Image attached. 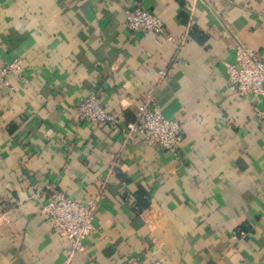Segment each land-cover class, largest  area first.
Masks as SVG:
<instances>
[{
  "label": "crops",
  "instance_id": "0c3cea01",
  "mask_svg": "<svg viewBox=\"0 0 264 264\" xmlns=\"http://www.w3.org/2000/svg\"><path fill=\"white\" fill-rule=\"evenodd\" d=\"M133 5L170 39L129 32ZM238 45L264 61V0H0V66L20 65L0 89V264H64L33 194L87 200L115 161L70 264H264V95L229 84ZM90 94L118 126L78 120ZM149 94L181 123L175 152L122 147Z\"/></svg>",
  "mask_w": 264,
  "mask_h": 264
},
{
  "label": "built area",
  "instance_id": "2783aa9c",
  "mask_svg": "<svg viewBox=\"0 0 264 264\" xmlns=\"http://www.w3.org/2000/svg\"><path fill=\"white\" fill-rule=\"evenodd\" d=\"M194 1L208 3L209 0ZM125 28L131 33L167 36L162 20L139 5L131 6L126 12ZM169 39L166 37V40ZM186 39V36L181 37L180 42L175 45L176 50L183 47ZM224 68L229 84L239 96L260 98L264 95V61L250 49L238 45L235 63L224 64ZM19 71L20 65L17 62L0 66V89L8 85L9 74H17ZM158 75L160 84L165 78V71L160 70ZM75 113L78 120L87 121L98 128L118 126V120L104 108L97 94H90L81 100L75 106ZM121 137L122 147L141 139L147 145H156L160 149L175 152L183 140V130L178 120L165 118L161 114L154 94H149L136 108L133 121L121 128ZM115 166L116 161L108 168L97 194L87 200H74L61 192L37 190L33 194L41 201L40 213L49 221L52 231L67 242L64 264H70L75 255L85 252L86 241L95 230L94 220L102 190L114 174Z\"/></svg>",
  "mask_w": 264,
  "mask_h": 264
}]
</instances>
